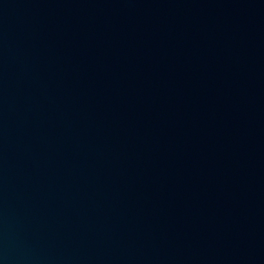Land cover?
<instances>
[{"label": "water", "instance_id": "obj_1", "mask_svg": "<svg viewBox=\"0 0 264 264\" xmlns=\"http://www.w3.org/2000/svg\"><path fill=\"white\" fill-rule=\"evenodd\" d=\"M0 264H264V0H0Z\"/></svg>", "mask_w": 264, "mask_h": 264}]
</instances>
